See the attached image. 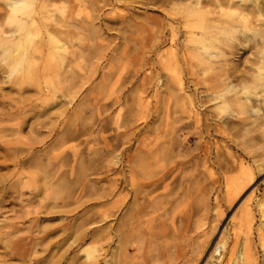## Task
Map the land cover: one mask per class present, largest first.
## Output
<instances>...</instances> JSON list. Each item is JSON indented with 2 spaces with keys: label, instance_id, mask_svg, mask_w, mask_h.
<instances>
[{
  "label": "rangeland",
  "instance_id": "374dc122",
  "mask_svg": "<svg viewBox=\"0 0 264 264\" xmlns=\"http://www.w3.org/2000/svg\"><path fill=\"white\" fill-rule=\"evenodd\" d=\"M190 3L216 15L218 42L192 35ZM34 9L40 90L0 56V264H228L235 248L264 264V0ZM8 15L0 0L6 34Z\"/></svg>",
  "mask_w": 264,
  "mask_h": 264
},
{
  "label": "bare ground",
  "instance_id": "6f19581e",
  "mask_svg": "<svg viewBox=\"0 0 264 264\" xmlns=\"http://www.w3.org/2000/svg\"><path fill=\"white\" fill-rule=\"evenodd\" d=\"M6 1V6L9 9V5L12 2V0H5ZM37 0H31V4H32V12H31V23H28L29 28L27 30V32L23 35V36H10L8 32V34H6L5 32H3L0 29V48L2 49L0 52V56L3 59V62H6L7 65L9 67H11V65L13 63H15L16 60H18L20 57H24V62H23V67L21 69V77L28 83L34 84L36 85L37 88H39L40 90V84L37 82L36 77L38 76L37 72H36V67L34 66V64L31 62V60L29 59V54L32 51V43H34V38H38L41 36V33L39 32L38 29V22L34 19V13H35V9H34V4ZM242 2H249L251 0H241ZM224 2V1H223ZM258 1H256L257 3ZM208 3V2H207ZM216 3V2H215ZM254 4V3H253ZM259 5V4H258ZM197 6V5H196ZM218 6V5H217ZM221 6V5H219ZM222 7V6H221ZM220 7V8H221ZM255 7V6H254ZM262 7V6H261ZM188 11H187V17H188V26L190 28V30L192 31V35L195 36V38L199 41L202 42H209V43H214V42H218L220 40V38L224 35L223 33H225L226 30L224 29H220L218 28V22L219 20L217 19V17H215L216 15H212L210 14V12L206 13L203 11L202 7H200V5L198 4L197 7H194L191 5V3L188 5ZM209 8V7H208ZM219 8V9H220ZM256 8V7H255ZM178 9V8H177ZM263 9V8H262ZM43 10H45L44 6H43ZM183 10V9H182ZM223 10V9H222ZM247 10V9H246ZM245 11V10H244ZM238 12V11H237ZM253 12V10H252ZM260 12V11H259ZM216 13V12H215ZM236 13V12H235ZM261 13V12H260ZM61 15H65V12H60ZM227 14V13H226ZM236 15L238 16V19H242L245 20L247 18L246 14L244 12H239L236 13ZM9 16V15H8ZM52 16V15H51ZM67 15H65L66 17ZM236 16V17H237ZM50 17V16H48ZM62 17V16H61ZM52 18H54L52 16ZM37 19V18H36ZM67 20V21H66ZM64 22L68 23V19H66ZM249 19L246 20V22ZM54 21V20H53ZM56 21V20H55ZM7 22H8V17H7ZM238 22V21H237ZM241 22V21H240ZM243 22V21H242ZM248 23V22H247ZM57 24V23H56ZM61 27L63 24V22L61 23ZM242 24V23H241ZM51 25V24H50ZM243 25V24H242ZM244 26V25H243ZM246 26V25H245ZM56 26H54L55 28ZM225 27V26H224ZM228 27V26H227ZM59 28V27H58ZM74 28V26H73ZM246 28V27H245ZM52 30V29H51ZM229 30V28L227 29V31ZM245 30V29H244ZM48 31V30H47ZM50 32V31H49ZM235 32V31H233ZM260 34V33H259ZM3 35H6V37H3ZM65 37V36H64ZM50 38V45L53 47V49L55 50H60V51H64L65 49V45L61 44V41H59L56 37L53 38L52 36L49 37ZM70 42V41H69ZM7 46V48L10 50L11 52V56L9 58H5L3 55V50L4 47ZM19 53V55H16V53ZM35 52V51H34ZM33 54V53H32ZM35 54V53H34ZM34 58V57H33ZM51 58L52 59H57L62 61L61 55L56 52H52L51 53ZM30 60V61H29ZM2 63V62H0ZM8 67V68H9ZM40 71V70H39ZM254 74V73H253ZM9 76V75H8ZM21 78V79H22ZM250 78V77H249ZM52 79V78H51ZM244 79V78H243ZM23 80V81H24ZM10 82V81H9ZM11 82L14 83V81L12 80ZM250 83V82H249ZM253 84V83H252ZM24 90V89H23ZM243 97V96H242ZM242 101V100H241ZM239 103V101H238ZM229 105V107L231 108L230 104H226ZM241 105H239L240 107ZM241 108V107H240ZM247 108V107H246ZM252 108V107H251ZM239 110H245V109H239ZM250 110V109H249ZM248 110V111H249ZM233 111H236L235 109H233ZM239 112V111H238ZM242 112V111H241ZM244 114V113H242ZM9 118H13V113L11 112L10 115H8ZM198 117V116H197ZM4 134V132H3ZM140 154V153H139ZM27 162V161H26ZM30 163V162H29ZM28 163V164H29ZM133 166V165H132ZM6 167V166H5ZM138 167V166H137ZM27 168V167H26ZM29 168V167H28ZM139 168V167H138ZM242 173V172H241ZM247 173V171H246ZM248 174V173H247ZM131 175V174H130ZM250 175V174H249ZM248 175V178H249ZM252 177V176H250ZM252 179V178H251ZM232 180V179H231ZM250 182V180H249ZM131 188V187H130ZM230 188V187H229ZM234 189V188H233ZM13 191V190H12ZM233 191V190H231ZM17 193V192H16ZM235 195V194H234ZM230 198V195L228 197V200ZM126 200V199H125ZM234 201V199L232 200V202ZM125 202V201H124ZM260 209H263L264 205H259ZM110 213V212H109ZM253 212L250 208H247L244 210V212L242 213L241 217H240V222H239V227L241 229H249L250 226L253 223ZM121 229V228H120ZM235 248V247H234ZM236 249V248H235ZM235 249L231 250V258H230V262L232 261H238L240 262V264H255V261L250 258L246 252L244 250H240V252H238L239 257H236L235 254ZM85 253L87 254L88 259H90L91 261L96 262L97 255H96V250L94 248H89L87 250H85ZM235 257V258H234ZM228 261V264H229ZM231 264V263H230Z\"/></svg>",
  "mask_w": 264,
  "mask_h": 264
},
{
  "label": "clouds",
  "instance_id": "9594fccd",
  "mask_svg": "<svg viewBox=\"0 0 264 264\" xmlns=\"http://www.w3.org/2000/svg\"><path fill=\"white\" fill-rule=\"evenodd\" d=\"M32 4L31 0H12L9 5V16L7 27L12 31L9 33L10 36H23L29 25L27 21L31 18ZM3 55L5 58H9L12 54L7 46L4 47ZM16 55H19L17 52ZM24 57H20L10 67V73L8 80L11 82L17 76L20 75L23 67ZM230 91H240V89H230ZM241 94L245 97L254 96L256 94L254 89L248 86H243ZM217 111L221 116L227 115L229 111V105H223L218 108ZM257 109H253V112H257Z\"/></svg>",
  "mask_w": 264,
  "mask_h": 264
}]
</instances>
